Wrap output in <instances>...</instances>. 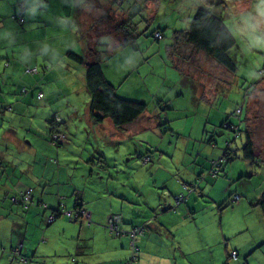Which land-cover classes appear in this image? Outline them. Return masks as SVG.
I'll list each match as a JSON object with an SVG mask.
<instances>
[{
  "label": "crops",
  "instance_id": "0c3cea01",
  "mask_svg": "<svg viewBox=\"0 0 264 264\" xmlns=\"http://www.w3.org/2000/svg\"><path fill=\"white\" fill-rule=\"evenodd\" d=\"M19 1L5 0L0 9V107L3 108L0 111V264H126L131 248L129 236L115 234L106 226L108 217L114 212L119 213L126 229L132 223L146 225L145 232L137 240L141 246L139 257L130 264H248L250 252L253 255L257 247L264 249V235H261L264 234V215L259 205L250 202L255 207L245 205V210L239 203L240 211H237L232 226L228 219L224 220L219 198L204 194L208 200L203 202L207 204L198 209V194L202 195L206 187L198 191V186L196 191L193 190L196 202L187 203L191 199L187 194L175 203L174 194L182 181H191L190 175L182 169L169 183L156 176L159 168L156 163L149 167L152 179L157 187H167L168 194L154 191L156 186L146 192L139 182L138 185L133 182V174L127 183L116 185L125 161L122 141L134 139L145 128L155 130L154 135H158L162 131L161 121L148 108L133 120L119 125L109 116L97 121L89 99L80 106L78 97L73 99L69 94L80 91L72 74L74 63L68 60L65 49H87V42L82 41L79 30H86L90 35L91 49L102 44L124 45L127 42H123L122 32L110 24L115 25L123 18H131L136 25L143 24L142 18L153 16L163 4H157V0H132L137 3L133 10L122 6L123 0H76L81 5H75L74 13H64L61 5L67 8L73 0H24V21L14 23L12 12ZM139 2L143 4L138 6ZM176 2L181 9L184 6L193 10L203 0ZM221 8L218 6L216 11L220 12ZM32 9H35L34 14ZM173 13L176 14L175 19L171 17L172 30L189 25L190 21L184 26L176 10L169 12ZM133 14H136L135 20ZM103 33L109 36L103 39ZM69 43L71 45H67ZM176 45L175 50L180 54L175 57L174 65L188 70L194 61L191 53L184 54V49L190 48L191 44L179 42ZM198 51L194 52L195 57L200 56ZM201 58L203 62H198L203 64L210 57L204 55ZM29 65H37L40 72H28L26 67ZM102 67L114 84L103 64ZM129 73L118 81H123ZM191 74L186 73L187 76ZM196 81L201 87L202 81ZM178 89L176 93H181ZM116 90L129 96L117 87ZM39 91L43 94L39 95ZM213 93L216 96V92ZM55 112L61 118L58 129L67 133L60 145L50 140L51 119ZM251 138L260 156L254 161L264 162V148L257 146L252 132ZM211 143L217 142L212 140ZM135 149V158L141 157L140 160L145 154L152 155L151 160L157 156L162 158V154H155L156 146ZM197 158L195 161L202 163ZM138 160L136 171L141 166ZM203 169L202 163L199 170ZM223 169L226 171L224 163ZM132 171L135 169L130 173ZM249 171L250 174L257 172L259 166H252ZM29 185L35 187L38 197L48 199L53 205H57L58 200L67 207L82 202L91 211L90 220H69L61 214L48 222L38 205L23 208L13 204L10 194ZM255 222H262L261 231H253L246 240L236 239L239 232L251 229ZM204 239L206 251H203ZM19 241L22 242L20 252L27 256V261L20 260L12 252V246ZM231 248L237 249L238 256L230 261L228 251Z\"/></svg>",
  "mask_w": 264,
  "mask_h": 264
},
{
  "label": "rangeland",
  "instance_id": "374dc122",
  "mask_svg": "<svg viewBox=\"0 0 264 264\" xmlns=\"http://www.w3.org/2000/svg\"><path fill=\"white\" fill-rule=\"evenodd\" d=\"M221 1L224 3L221 8L224 20L236 39L234 45L229 49V54L236 63L234 70L228 69L213 55L206 54L203 50L198 51L200 58L195 57L194 52L197 49L193 45L184 49V54L190 55L191 53L194 64H190L189 69H184L185 71L178 68L177 64L174 65L175 57L180 52L175 50L178 48L177 45H167L173 41L170 26L171 17L175 19L174 14H176L171 15L169 12L173 9L176 10L181 17L180 21H183L186 26L196 10L184 6L181 9L176 0H157V4L162 3L163 5L159 6V10L153 16L142 18L144 23L138 25L137 36L126 44L96 45L100 50L95 51L100 52L105 72L115 82L114 85L117 89L125 92L131 98L141 99L140 97H144L148 110L154 112L156 118L161 121L160 126L162 127L161 133L156 136L154 135L155 130L145 128L138 132L134 139L126 138L122 141V149L126 150L125 161L123 171L119 174L120 179L116 180L115 184L127 183L130 174H133L135 176L133 182L136 185L139 182V185H142V188L147 192L151 186L157 185L152 179V170L149 169L152 164H159L156 176L166 179L169 183L173 182V175L183 169L190 175L191 181L189 184L181 182L174 198L179 193L184 196L188 194L191 199L187 203L196 202L194 200L196 193L194 191L196 190L193 191L192 186H195L194 181H198V191L201 188L204 190L206 187L205 192L202 191V195L198 194L200 199L197 204L198 209L207 204L203 202L208 200L206 195L215 196L221 202H230L236 193L241 195L237 200H233V203L224 204V207H221L224 210V220L228 219L233 226L237 211H240L238 204L241 203V209L246 210L245 205L254 208L251 201L264 190V162L243 157L247 130H250L254 135L257 146L264 148V17L258 11L264 7V2L262 0ZM4 2L5 0H0V9ZM142 4L139 2L138 6ZM121 5L133 10L137 7V3L132 0H123ZM135 16L136 14L132 15L134 20ZM76 19L79 20V17ZM158 24L164 29V35L161 38H156L152 32ZM178 26L181 27V25ZM110 27H112L111 24ZM79 31L82 32V41L87 42V45L91 44L90 35L86 33V30ZM101 36L105 39L109 35L103 33ZM47 43L53 42L48 41ZM113 49L115 50L113 51ZM204 55H208L210 58L200 64L198 61L203 62L201 56L204 57ZM73 66L72 74L76 78L80 92L74 91L69 94L73 99L78 97V104L84 106L87 99L91 100V94L84 80L85 64H75L74 62ZM128 73L129 75L123 81H118V78ZM186 73L192 74L187 76ZM197 79L202 81L201 87L196 81ZM177 89L182 90L181 93H176ZM213 91L216 92V96ZM240 106L242 111L237 113L236 109ZM6 108L11 109L10 106H6ZM0 111H3L2 107H0ZM225 119L238 121L240 133L235 135L231 130L225 128L222 125ZM211 136L217 143L213 144L208 140ZM228 140L232 143L231 148L236 156L231 161L224 163L226 171L223 169L219 175H213L212 168H210L212 159H218L221 156L223 146ZM148 141L150 143H147ZM138 146L140 149L156 146L158 149L154 152L162 154V158L157 156L151 160L152 155L150 154V162L145 159L146 156H143V160H140L141 157L135 158V148ZM213 150H218V152L215 153ZM196 158L202 161L203 170H199L202 163H197ZM136 160L141 163L138 171H136ZM142 161L147 162L143 163ZM132 163H136V165L132 166ZM204 163L207 164V167ZM252 166H259V171L250 174L249 170ZM133 169L135 171L130 173ZM199 174L202 177H199ZM154 191L168 194L169 190L162 185V187L156 186ZM174 202H177L176 198ZM183 204L186 205V203ZM261 229H263L262 222L260 224L255 222L251 229L239 232L236 239L246 240L253 231L257 232ZM261 235L264 234L261 233ZM14 244L16 245V243ZM203 244V251H206L205 239ZM257 248V250L254 249V256L252 252H250L251 255L248 254V264L264 262V249ZM232 249L237 250L231 248L228 251L229 254L233 251ZM242 259L246 262L244 256ZM259 259L262 260L258 261ZM229 260H232L230 255Z\"/></svg>",
  "mask_w": 264,
  "mask_h": 264
},
{
  "label": "trees",
  "instance_id": "16d2710c",
  "mask_svg": "<svg viewBox=\"0 0 264 264\" xmlns=\"http://www.w3.org/2000/svg\"><path fill=\"white\" fill-rule=\"evenodd\" d=\"M74 2L71 3V6H68L67 8L63 7L61 5L62 10L64 13H74L75 5H81V3L76 2V0H73ZM121 0H117V2H120ZM18 5V6H17ZM223 7L224 3L221 0H203V3L199 5L193 16L190 20V23L188 26L184 28H175L172 30V38L173 41L168 43L167 45H176V43L179 42H187L191 45L195 46V48L199 51L203 50L209 55H213L220 63H222L225 67H227L230 70L236 69V63L233 60V58L229 54V49L234 45L236 42L235 35L230 29V27L226 24L222 12L216 11V8L218 6ZM25 3L24 0H20L19 3L16 4V7L14 8V11L12 12V19L14 23L17 22H23L25 18ZM105 14H108L107 11H105ZM132 21V22H131ZM114 24V23H113ZM117 30H120L122 32L123 36V42H129L131 39L137 36V27L134 23V21L131 18H123L118 20L115 25ZM159 30L162 34L163 28L162 26H156L153 28L152 32L155 35V31ZM72 35L75 36V34L72 32ZM161 38V37H156ZM67 45H71L70 43ZM73 45V44H72ZM92 45H87V49L80 50V49H74L72 47H66V53L68 56V60L72 63L75 62V64H85V83L86 87L89 90L91 94V112L93 114V117L97 121H101L105 116H109L113 122L117 125L129 122L133 120L135 117H137L139 114L143 113L147 109V103L146 101L142 99H136L131 97H125L123 95H120L116 91V86L106 77L103 67H102V56L100 52H98V49H91ZM96 47V46H95ZM177 47V46H176ZM98 50V51H95ZM115 49H113L114 51ZM29 68H34L36 70L31 71ZM26 70L32 74H36L37 72H40V69L37 65H29L26 67ZM26 90V88H23ZM43 94V91H39V95ZM242 111V107L240 110L236 109L237 113H240ZM238 115V114H237ZM239 116V115H238ZM240 119V118H239ZM61 122L60 119H57L54 115L51 119V123L53 125V130H58V125ZM164 122V121H163ZM222 125L225 128H228L232 131L235 135L240 133V123L238 121H233L229 119H225L222 122ZM210 142L212 140H215L212 136L208 139ZM232 144L228 140L226 141V144L223 146V152L221 156L218 159H212V165L210 168L213 169L218 166V170L213 173V175L219 174V172L222 170L223 163L229 162L236 156L234 150L231 148ZM243 154L246 159L251 160H257L259 154L256 151V147L254 146L253 140L251 138V132L250 130H247V140L243 146ZM145 156H149V154H145ZM260 157V156H259ZM144 159V158H143ZM146 159V158H145ZM149 160V158L147 159ZM219 162V165H215ZM199 177H202L201 174H199ZM184 184H189L187 181H182ZM195 186L193 185V190H197L198 188V181H194ZM29 187H32V195L30 199L28 200V204L26 205L25 201L21 198L19 194L23 191H26ZM181 193L177 194L176 196L180 195ZM13 195H17L19 197V200L13 201ZM235 195H238L235 197ZM175 196L176 200L177 197ZM240 196V194L236 193L231 198V201L237 199ZM186 196L183 195L182 198H185ZM10 200L13 204L22 206L23 208H27L33 205H38L42 208V210L45 213L46 220L48 222H51L48 220V214L51 208H55L58 205H53L48 199H45L43 197H38V195L35 193V187L33 185H29L27 188L23 190H17L14 193L10 194ZM46 200L48 201L50 207L44 208L42 206V202ZM181 199L180 201H182ZM59 201V200H58ZM57 201V204H58ZM179 201V202H180ZM230 202L223 201L220 204V207H223L224 204H230ZM252 204H257L261 207L264 215V190L262 193L255 199H253ZM83 203L80 202L76 204L73 207L80 206ZM66 206V205H65ZM87 207V206H85ZM75 208H73V212H75ZM65 215L67 218L69 215L66 213H62L61 211L58 212L56 218L59 215ZM117 214L119 217V227L122 228L125 231L121 232H115L111 231L108 227L109 224V218L113 215ZM55 218V219H56ZM84 218L87 219L84 216H80L76 219ZM54 219V220H55ZM71 220L70 218H68ZM52 220V221H54ZM122 219L119 215V213H112L107 220L106 226L109 228V230L115 234H127L130 238V255L129 258L126 261V264H130L134 261H136L139 257V253L141 251V246L138 243V238L140 235H142L145 232L146 225L145 223H132L129 228H125L123 226ZM134 225H140L141 230L136 232L134 236L131 235V229ZM132 239L134 240L135 245L138 247L136 254L131 258L132 253ZM19 243L22 242L19 241ZM16 243V244H19ZM14 246V245H13ZM12 246V252L19 257L20 260L27 261V256H24L21 254V250L19 251H13ZM21 249V248H20ZM236 252L235 255L232 254V252L228 255L232 256V258H236L238 256V251L235 249H232Z\"/></svg>",
  "mask_w": 264,
  "mask_h": 264
},
{
  "label": "built area",
  "instance_id": "2783aa9c",
  "mask_svg": "<svg viewBox=\"0 0 264 264\" xmlns=\"http://www.w3.org/2000/svg\"><path fill=\"white\" fill-rule=\"evenodd\" d=\"M155 36L156 37H161L162 34L159 30H156L155 31ZM29 70L31 71H34L36 69L34 68H29ZM41 94V93H40ZM241 109V106L238 107L237 110H240ZM56 118L57 119H60V116L58 114H55ZM67 137V133L63 130H57V131H54L50 134V139L56 143V145H60L62 142H61V139H65ZM150 156H146L145 158L148 159ZM217 164L215 165H219V162L216 161ZM218 170V166L215 167L213 169V173H215L216 171ZM20 196H22L21 198L23 199V201H25L26 205L28 204V200L30 199L31 195H32V187H29L26 191H23L19 194ZM238 196V195H235V197ZM183 197V194L181 193L180 195L177 196L178 199H181ZM13 201H17L19 200V197L17 195H13ZM58 206L55 207V208H51L48 201L44 200L42 202V206L44 208H47V207H50L51 210L49 211V214H48V220L49 221H52L56 218L57 214L59 211H61L62 213H66L67 215H69V218L71 220H74L80 216H84L87 218V220H90V215H91V211L90 209H88L87 207H85L83 204L80 205V206H76V207H67L65 206V204L63 203L62 200H59L58 201ZM73 208H75V212H73ZM119 217L117 214L111 216L109 218V224H108V227L110 228L111 231H115V232H121V231H125L123 230L122 228L119 227ZM141 230V226L140 225H134L131 229V235L134 236L136 234V232L140 231ZM21 248V243L19 244H16L13 246V251H19ZM137 246L135 245L134 243V240L132 239V253H131V258L134 256V254H136L137 252ZM232 254L235 255L236 252L233 250L232 251Z\"/></svg>",
  "mask_w": 264,
  "mask_h": 264
},
{
  "label": "clouds",
  "instance_id": "9594fccd",
  "mask_svg": "<svg viewBox=\"0 0 264 264\" xmlns=\"http://www.w3.org/2000/svg\"><path fill=\"white\" fill-rule=\"evenodd\" d=\"M262 2H264V0H262ZM258 11H259V14L262 16V17H264V7H261L260 9H258ZM31 12L34 14V12H35V9H32L31 10ZM64 19H67V18H65V17H63ZM162 37V36H161ZM55 115V114H54ZM60 120H61V118H60ZM58 130H60V129H58ZM177 197V196H176ZM181 199H184V198H181ZM181 199H178L177 198V202H179Z\"/></svg>",
  "mask_w": 264,
  "mask_h": 264
},
{
  "label": "bare ground",
  "instance_id": "6f19581e",
  "mask_svg": "<svg viewBox=\"0 0 264 264\" xmlns=\"http://www.w3.org/2000/svg\"><path fill=\"white\" fill-rule=\"evenodd\" d=\"M41 95V94H40Z\"/></svg>",
  "mask_w": 264,
  "mask_h": 264
}]
</instances>
